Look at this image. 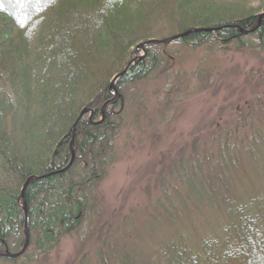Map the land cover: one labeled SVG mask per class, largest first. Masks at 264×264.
<instances>
[{"label":"trees","instance_id":"trees-1","mask_svg":"<svg viewBox=\"0 0 264 264\" xmlns=\"http://www.w3.org/2000/svg\"><path fill=\"white\" fill-rule=\"evenodd\" d=\"M261 15L264 0H0V264H49L65 238L66 264L264 260ZM236 56L256 68L224 66ZM195 95L220 104L141 170V206L109 210L115 162L158 148Z\"/></svg>","mask_w":264,"mask_h":264},{"label":"rangeland","instance_id":"rangeland-1","mask_svg":"<svg viewBox=\"0 0 264 264\" xmlns=\"http://www.w3.org/2000/svg\"><path fill=\"white\" fill-rule=\"evenodd\" d=\"M142 54L143 53L140 52L139 55ZM236 57L234 59L229 57L225 58V60H223L224 66L229 67L236 65L241 70L244 69V71L250 68H256L253 65L254 63H248L244 58ZM211 62H214V59H212ZM193 65V61H189L187 63V68H192ZM219 99L220 97L213 100L200 95H195V97L191 98L185 105L183 113L177 118L176 122L165 131H162L158 148H151L148 143V138L146 137V140L143 139L141 144L135 142V148H131L124 158L115 162L112 170L100 187L104 206L109 208V210H116L122 206H141L144 202V195L141 192V188L142 185L147 182V180L141 182L139 179L141 170L151 162L153 156L159 155L173 144L176 145L185 140L189 130L194 124L214 112L215 108L220 104ZM136 135L137 133L135 131L131 132L133 138H135ZM250 185H264V174L259 176V178H253ZM195 221L198 222L199 219ZM73 250L74 242L71 239H63L59 246V252L51 256L49 264H66L73 257ZM259 263L264 264V260H259L258 264Z\"/></svg>","mask_w":264,"mask_h":264},{"label":"water","instance_id":"water-1","mask_svg":"<svg viewBox=\"0 0 264 264\" xmlns=\"http://www.w3.org/2000/svg\"><path fill=\"white\" fill-rule=\"evenodd\" d=\"M203 30H204V31H210V29H203ZM186 34H187V33L179 34V35L173 36L172 38H170V39H168V40H155V39H151V40H148V41L142 43V44L140 45V47H144L145 45H149V44H166V43H168V42H170V41H172V40H175V39L181 38V37L185 36ZM128 65H129V64H128ZM125 69H126V68H123L122 71H121L120 73H118V74L114 77L113 82L111 83V86H112V87H113V83H114V81H115L116 79H118V78H119V77L125 72ZM83 114H84V111L80 114V117H81ZM80 117H79V118H80ZM71 156H72V157H71V161H70L69 165H68L63 171H65L66 169H68V168L71 166V164L73 163V160H74V153H73V152H72V155H71ZM33 179H34V178H29V179H27V181L24 183V185H23V187H22V190H21V197H24V191H25L27 185L29 184V182L32 181ZM23 210H24V214H25V223H26V206H25V204L23 205ZM27 243H28V234H27V232H26V245H25L24 249L26 248ZM24 249H23V250H24ZM22 252H23V251H21V252L18 253V254H15V255H7V257H9V258H18L19 256H21Z\"/></svg>","mask_w":264,"mask_h":264},{"label":"bare ground","instance_id":"bare-ground-1","mask_svg":"<svg viewBox=\"0 0 264 264\" xmlns=\"http://www.w3.org/2000/svg\"><path fill=\"white\" fill-rule=\"evenodd\" d=\"M138 59H139V57L134 58L133 60H131L130 62H128L129 65L126 64L124 67L125 68H128L130 65H132L134 62H136Z\"/></svg>","mask_w":264,"mask_h":264}]
</instances>
